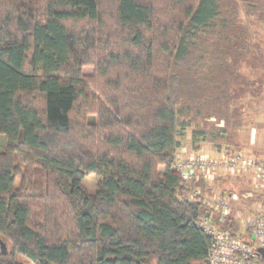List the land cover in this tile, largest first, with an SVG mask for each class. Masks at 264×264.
Listing matches in <instances>:
<instances>
[{"label": "trees", "instance_id": "16d2710c", "mask_svg": "<svg viewBox=\"0 0 264 264\" xmlns=\"http://www.w3.org/2000/svg\"><path fill=\"white\" fill-rule=\"evenodd\" d=\"M262 24L264 0H0V264H205L184 195L213 186L184 179L179 136L247 124Z\"/></svg>", "mask_w": 264, "mask_h": 264}, {"label": "built area", "instance_id": "2783aa9c", "mask_svg": "<svg viewBox=\"0 0 264 264\" xmlns=\"http://www.w3.org/2000/svg\"><path fill=\"white\" fill-rule=\"evenodd\" d=\"M176 166L187 181L201 176L214 185V181L221 176L219 172L226 171L231 176L244 177L250 175L249 187L260 192L264 191V155H257L241 149H228L217 156L200 154L186 160L176 159ZM200 196V197H199ZM246 196H254V192ZM185 198L199 197L206 205L204 214L197 224L211 236V244L205 264H264V204L254 201L259 210L239 220L235 212V219L246 226H240L234 233L226 230L222 224L228 221V215L235 211L234 202L240 196L236 192H220L209 194L200 188L186 193ZM207 212H210L207 215ZM232 224V221H231Z\"/></svg>", "mask_w": 264, "mask_h": 264}, {"label": "rangeland", "instance_id": "374dc122", "mask_svg": "<svg viewBox=\"0 0 264 264\" xmlns=\"http://www.w3.org/2000/svg\"><path fill=\"white\" fill-rule=\"evenodd\" d=\"M253 30V35L251 37L253 38V43L259 42L261 45V50L258 51L257 54H259V56L262 55V59H264V24H262L260 28L254 27ZM92 69V67L86 68L88 72H91ZM241 70L245 73V81L255 80L261 77L260 80H258V85L264 82V69L253 61L249 63L243 62ZM257 88L258 87L243 84L242 86H236V90L234 89V95L238 96L235 104L244 107V119L247 123L244 127L237 130L229 129V131L225 133V137H220L217 140L205 134H198L196 137L197 139L195 140L193 139V127H189L179 136L182 144L177 152L176 159L182 158L186 160L191 156L200 154L217 156L225 150L236 149V145L238 144L241 150L252 152L254 154L260 152L257 155H264V115H261L264 90L262 91L261 89L260 91ZM220 124L222 125L223 123ZM206 130L209 134V128ZM215 134L217 133L215 132ZM215 134L213 135L216 136ZM253 137H255V139H253ZM253 140L255 141L253 142ZM219 173L223 177V181L218 184V186H216L215 183L214 185L211 184L213 190L212 193L208 190V193L216 195L223 189L230 191V188L236 192L240 196V199L239 201L234 202L235 212L239 220L243 222V219H245L246 216H249L252 213L254 214L260 209L256 202L254 203L252 200L248 199L247 196H244L249 190L248 188H250L248 186L250 175H244V177H241L238 181L235 180V178H233L234 180H231L232 178L229 177V173L226 171H221ZM97 181L98 179L96 175L89 174L85 178L84 185L91 193H94L97 189ZM239 224L242 229L246 228L241 222H239ZM5 240L7 245L5 244L6 246L3 247L11 249V241L8 239ZM19 257L25 260L23 255H19Z\"/></svg>", "mask_w": 264, "mask_h": 264}, {"label": "crops", "instance_id": "0c3cea01", "mask_svg": "<svg viewBox=\"0 0 264 264\" xmlns=\"http://www.w3.org/2000/svg\"><path fill=\"white\" fill-rule=\"evenodd\" d=\"M264 95V94H263ZM261 115H264V97H263V106H262V113H261ZM253 139H255V137H253ZM255 140H253V142H254ZM260 151H262V150H260ZM252 153V152H251ZM260 153V152H259ZM259 153H257V154H259Z\"/></svg>", "mask_w": 264, "mask_h": 264}, {"label": "water", "instance_id": "95a60500", "mask_svg": "<svg viewBox=\"0 0 264 264\" xmlns=\"http://www.w3.org/2000/svg\"><path fill=\"white\" fill-rule=\"evenodd\" d=\"M210 212H207V215H209ZM207 263H209V260H206Z\"/></svg>", "mask_w": 264, "mask_h": 264}]
</instances>
